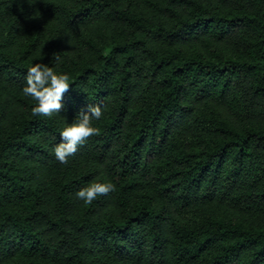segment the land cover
Masks as SVG:
<instances>
[{"label": "trees", "instance_id": "obj_1", "mask_svg": "<svg viewBox=\"0 0 264 264\" xmlns=\"http://www.w3.org/2000/svg\"><path fill=\"white\" fill-rule=\"evenodd\" d=\"M40 59L70 75L52 116ZM0 264H264V0H0Z\"/></svg>", "mask_w": 264, "mask_h": 264}, {"label": "clouds", "instance_id": "obj_2", "mask_svg": "<svg viewBox=\"0 0 264 264\" xmlns=\"http://www.w3.org/2000/svg\"><path fill=\"white\" fill-rule=\"evenodd\" d=\"M28 2L35 5L37 0H28ZM52 59L57 66L62 63L59 52H54ZM24 79L23 94L36 101L31 109L33 115L52 116L60 112L63 107V93L69 88V73L57 71L40 59L27 68ZM106 108V104H90L87 111L82 109L71 123H67V126L61 129L60 142L53 148L55 158L59 162L66 164L69 157L77 152L78 146L99 131L94 122L104 116ZM116 189L117 185L112 180H95L85 182V186L80 187L75 195L85 204H91L97 197L114 192Z\"/></svg>", "mask_w": 264, "mask_h": 264}]
</instances>
